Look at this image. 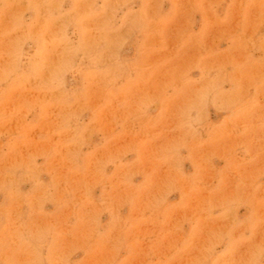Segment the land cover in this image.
Returning <instances> with one entry per match:
<instances>
[{
    "label": "rangeland",
    "instance_id": "rangeland-1",
    "mask_svg": "<svg viewBox=\"0 0 264 264\" xmlns=\"http://www.w3.org/2000/svg\"><path fill=\"white\" fill-rule=\"evenodd\" d=\"M0 264H264V0H0Z\"/></svg>",
    "mask_w": 264,
    "mask_h": 264
}]
</instances>
